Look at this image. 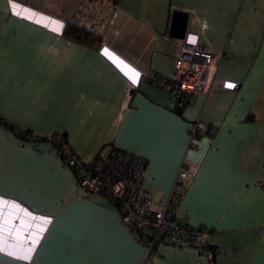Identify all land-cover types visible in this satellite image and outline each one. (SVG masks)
<instances>
[{
    "label": "crops",
    "instance_id": "1",
    "mask_svg": "<svg viewBox=\"0 0 264 264\" xmlns=\"http://www.w3.org/2000/svg\"><path fill=\"white\" fill-rule=\"evenodd\" d=\"M81 1L0 0V264H264V0H104L108 22L85 27L97 47L64 34L81 24ZM176 11L185 33L225 54L213 92L181 109L141 78L174 74ZM198 119L211 130L191 146ZM14 127L63 133L86 160L112 146L139 155L156 210L183 166L192 178L177 220L211 228L216 253L162 242L149 257L53 143Z\"/></svg>",
    "mask_w": 264,
    "mask_h": 264
},
{
    "label": "built area",
    "instance_id": "2",
    "mask_svg": "<svg viewBox=\"0 0 264 264\" xmlns=\"http://www.w3.org/2000/svg\"><path fill=\"white\" fill-rule=\"evenodd\" d=\"M104 0H82L75 17L84 27H103L109 15L103 12ZM179 46L171 77L143 72L141 78L156 87L166 89L176 109H181L193 96L208 97L214 90L217 71L225 54H217L199 40V34L185 33L183 38L173 37ZM238 88V86H236ZM14 130L28 140H46L53 143L65 163L77 176L81 192L102 194L118 209L121 220L139 242L149 248L152 256L159 244L193 245L207 254L211 228L189 226L177 220L183 197L189 188L192 175L180 167L166 203L162 208H152V195L143 186L145 161L139 155L112 146L103 148L93 160L84 159L63 133L38 136L27 130ZM211 125L201 119L190 127L191 146ZM264 184V178L261 180Z\"/></svg>",
    "mask_w": 264,
    "mask_h": 264
},
{
    "label": "trees",
    "instance_id": "3",
    "mask_svg": "<svg viewBox=\"0 0 264 264\" xmlns=\"http://www.w3.org/2000/svg\"><path fill=\"white\" fill-rule=\"evenodd\" d=\"M109 1L115 4L118 0H109ZM64 34L73 40L92 44L96 47L99 45L101 41V35L99 33L93 30H90L88 28H85L81 24H78V23L67 24V26L64 29ZM0 118L2 119L1 116ZM35 141H40V140H35ZM206 246L210 254V257L212 258L213 255L216 253V250L214 246L208 243Z\"/></svg>",
    "mask_w": 264,
    "mask_h": 264
},
{
    "label": "water",
    "instance_id": "4",
    "mask_svg": "<svg viewBox=\"0 0 264 264\" xmlns=\"http://www.w3.org/2000/svg\"><path fill=\"white\" fill-rule=\"evenodd\" d=\"M188 14L184 11H176L171 30V36L183 38L186 31Z\"/></svg>",
    "mask_w": 264,
    "mask_h": 264
},
{
    "label": "snow or ice",
    "instance_id": "5",
    "mask_svg": "<svg viewBox=\"0 0 264 264\" xmlns=\"http://www.w3.org/2000/svg\"><path fill=\"white\" fill-rule=\"evenodd\" d=\"M136 75L138 76L139 74L137 73ZM227 86L228 87H234V85H232V84H229ZM4 203H5V201H3L2 199H0V205H3ZM2 211H3L2 208H0V215H2ZM2 247H3V241H2V239H0V250H2ZM24 259L28 260V259H30V257L25 256Z\"/></svg>",
    "mask_w": 264,
    "mask_h": 264
}]
</instances>
